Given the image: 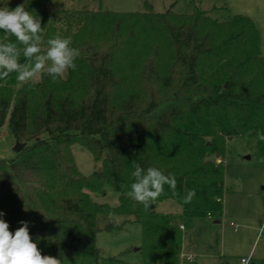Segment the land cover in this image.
<instances>
[{"label":"trees","instance_id":"obj_1","mask_svg":"<svg viewBox=\"0 0 264 264\" xmlns=\"http://www.w3.org/2000/svg\"><path fill=\"white\" fill-rule=\"evenodd\" d=\"M4 4L0 2V5ZM41 17L42 53L53 38H69L80 56L66 78L19 82L0 79V128L24 149L0 158V211L10 231L29 222L42 255L63 264H124L101 258L95 237L119 230L115 217L141 227L139 264H195L182 256L184 232L195 218L218 221L223 211L226 142L242 137L264 157V57L250 19L192 14L68 10L64 0H7ZM19 61L26 62L15 37ZM251 132V135L248 133ZM86 149L99 173L84 176L71 146ZM134 164L172 174L175 194H163L145 210L127 196ZM108 186L118 195L110 207L94 201ZM195 191L190 203L184 200ZM173 201L178 213L155 205ZM183 228V231L181 229Z\"/></svg>","mask_w":264,"mask_h":264},{"label":"rangeland","instance_id":"obj_2","mask_svg":"<svg viewBox=\"0 0 264 264\" xmlns=\"http://www.w3.org/2000/svg\"><path fill=\"white\" fill-rule=\"evenodd\" d=\"M0 2L5 4L7 0ZM4 4L0 8L6 7ZM64 8L120 13L149 11L160 14L171 11L176 15L192 14L199 9L220 21L240 15L254 24L259 35L260 54L264 57V0H64ZM40 75L32 80L39 81ZM66 75L67 72L62 79ZM13 146L4 125L0 128V158H12ZM71 153L84 176L101 171V163L95 162L80 145H72ZM220 160L224 168L222 215L218 224L208 216L195 218L192 227L184 232L181 254L193 256L195 264H239L241 258H249V264H264V157L255 151L252 142L235 137L226 142ZM91 196L97 203L110 207L118 205V195L108 186L102 194ZM155 210L178 213L180 207L166 200L157 203ZM114 221L123 227L110 232L101 231L95 237L99 256L119 259L124 264H139L137 249L142 242L141 227L128 217H115Z\"/></svg>","mask_w":264,"mask_h":264},{"label":"clouds","instance_id":"obj_3","mask_svg":"<svg viewBox=\"0 0 264 264\" xmlns=\"http://www.w3.org/2000/svg\"><path fill=\"white\" fill-rule=\"evenodd\" d=\"M41 19L26 10L23 4L14 9L0 8V30L5 37H15L23 45V56L26 58L25 63L19 61L21 53L15 43H0V79L15 72L19 82H26L46 71L55 81L69 69L76 70L74 61L80 56V51L70 47L69 38L49 39V47L42 53ZM248 134L251 135V132ZM256 136L259 141H264V133L258 131ZM134 167L132 176L135 182L131 184L127 196L142 204L145 210L150 207V202L163 194L164 185H168L175 194L177 180L174 175H165L154 167L146 171L139 164H134ZM194 196L195 191L189 190L184 202L190 203ZM4 215L0 211V264H63L61 258L42 255L30 236L29 222L20 221L21 226L13 233L9 230V223L2 218Z\"/></svg>","mask_w":264,"mask_h":264},{"label":"water","instance_id":"obj_4","mask_svg":"<svg viewBox=\"0 0 264 264\" xmlns=\"http://www.w3.org/2000/svg\"><path fill=\"white\" fill-rule=\"evenodd\" d=\"M24 147V143L15 142L12 151L14 154H18L24 149ZM214 224H218V221H214Z\"/></svg>","mask_w":264,"mask_h":264},{"label":"built area","instance_id":"obj_5","mask_svg":"<svg viewBox=\"0 0 264 264\" xmlns=\"http://www.w3.org/2000/svg\"><path fill=\"white\" fill-rule=\"evenodd\" d=\"M215 163L216 164H220L221 160L218 158V159L215 160ZM208 218L211 219L210 216H208ZM239 264H249V258H241L239 260Z\"/></svg>","mask_w":264,"mask_h":264},{"label":"crops","instance_id":"obj_6","mask_svg":"<svg viewBox=\"0 0 264 264\" xmlns=\"http://www.w3.org/2000/svg\"><path fill=\"white\" fill-rule=\"evenodd\" d=\"M216 159V158H215ZM215 159H214V161H215ZM218 159V158H217ZM221 163H222V161H221ZM220 163V164H221ZM211 220V219H210ZM214 223V222H213ZM182 251H183V243H182ZM185 254L183 253L182 254V256H184ZM185 257V256H184ZM187 258H192V260H194L195 261V259H194V257L193 256H186Z\"/></svg>","mask_w":264,"mask_h":264}]
</instances>
